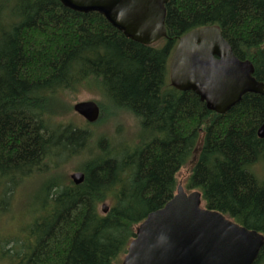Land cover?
Wrapping results in <instances>:
<instances>
[{
	"label": "trees",
	"instance_id": "1",
	"mask_svg": "<svg viewBox=\"0 0 264 264\" xmlns=\"http://www.w3.org/2000/svg\"><path fill=\"white\" fill-rule=\"evenodd\" d=\"M201 26H217L264 84V0H168L166 36L149 45L95 11L0 0V218L25 176H53L38 206L21 212V234L0 236L1 260L120 264L136 226L172 198L184 167L183 186L198 190L204 207L264 235V91L217 113L169 82L178 39ZM80 88L100 95L95 128L58 120L70 112L66 100L52 106ZM122 113L135 134L99 132L103 123L116 128ZM71 159L84 175L79 184L54 177ZM253 264H264V245Z\"/></svg>",
	"mask_w": 264,
	"mask_h": 264
},
{
	"label": "water",
	"instance_id": "2",
	"mask_svg": "<svg viewBox=\"0 0 264 264\" xmlns=\"http://www.w3.org/2000/svg\"><path fill=\"white\" fill-rule=\"evenodd\" d=\"M82 13L98 12L122 34L149 45L166 36L168 0H58ZM249 60H240L217 26H201L181 36L169 61L170 84L193 91L207 109L224 113L247 92L263 93ZM73 110L87 122L100 113L93 100L78 101ZM264 136V121L257 130ZM75 184L82 172L70 175ZM107 206L102 211L106 212ZM264 245V235L222 213L202 206L198 190L181 183L162 207L138 224L121 264H253Z\"/></svg>",
	"mask_w": 264,
	"mask_h": 264
},
{
	"label": "rangeland",
	"instance_id": "3",
	"mask_svg": "<svg viewBox=\"0 0 264 264\" xmlns=\"http://www.w3.org/2000/svg\"><path fill=\"white\" fill-rule=\"evenodd\" d=\"M61 99L66 100L70 104L71 109L70 112L66 113L65 116L57 117V119L60 121H74L76 124L80 126H85L86 121L84 120V118L73 111L72 109L73 104L78 101H84V100L97 101L100 100L101 98L100 95L93 90L87 88H80L74 92H66L65 98L61 96L56 97L51 101L52 106L56 107V109H60L61 106H63ZM123 114L124 113H122V115H120V117L117 119L118 121L117 123H119V125L116 128H114V125H111L110 122L106 123V125H104L103 123L102 125L105 127L100 128L99 132H103L105 128L108 129V131L110 132L116 131L118 128V131L122 133V139L126 137L125 134H127L128 132H132L135 129V122L134 119L130 117V115L128 114L123 115ZM105 115L106 114L101 115L100 118H103V116L105 117ZM113 122H115V120ZM92 126L93 128H95L93 123ZM136 131L137 130L135 129L134 134L136 133ZM120 135L121 134H118L115 140L120 141L121 140ZM76 163H77L76 159L65 161L59 168L58 167L54 168V173H55L54 177L58 176L62 178L63 176H67L70 179V174L74 172H78L73 168V166ZM187 171L188 169L186 167L180 169V171L177 173L178 183H182V184L184 183V180L187 175ZM46 174L47 172L35 177L25 176L22 182L20 181L18 183V185L16 186L13 192L12 197H8L7 204L9 203L10 206H13L12 209L10 210V212L4 214L0 218V236L2 235V237H7L11 235L21 234V227L20 226L18 227V225L23 223L28 217V215L24 213L25 212L28 213V211L34 210L38 206L39 201L41 199V194L44 193L46 185L48 184L49 180H51V177H53V176H47ZM105 205L106 203L100 204V209L102 206ZM32 220L33 218L26 221L23 226L31 223ZM0 264H9V263L7 261L0 259Z\"/></svg>",
	"mask_w": 264,
	"mask_h": 264
},
{
	"label": "bare ground",
	"instance_id": "4",
	"mask_svg": "<svg viewBox=\"0 0 264 264\" xmlns=\"http://www.w3.org/2000/svg\"><path fill=\"white\" fill-rule=\"evenodd\" d=\"M261 233V232H260ZM263 234V233H262Z\"/></svg>",
	"mask_w": 264,
	"mask_h": 264
}]
</instances>
